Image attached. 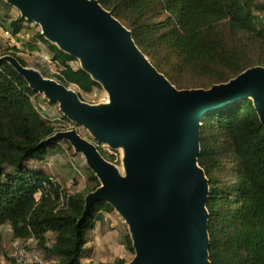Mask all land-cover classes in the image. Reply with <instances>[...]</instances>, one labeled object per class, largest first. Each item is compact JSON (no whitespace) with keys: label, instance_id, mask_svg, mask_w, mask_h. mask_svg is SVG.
Returning <instances> with one entry per match:
<instances>
[{"label":"trees","instance_id":"obj_1","mask_svg":"<svg viewBox=\"0 0 264 264\" xmlns=\"http://www.w3.org/2000/svg\"><path fill=\"white\" fill-rule=\"evenodd\" d=\"M97 1L131 33L140 52L177 90L208 89L249 68H264V18L259 17L264 3ZM0 7L7 13L10 10L2 1ZM7 13L12 35L26 33L30 23ZM31 41L46 48L49 63L57 66L54 81L80 94L101 88L82 68H73L75 59L45 39L41 31ZM7 56L27 68L15 48L0 51V226L9 224L12 235L22 241L33 239L30 243L39 247L47 264H90L83 259H89L87 246L96 218L114 209L97 202L84 215L86 195L101 185L87 167V182L92 186L74 194L46 172L49 155L72 147L55 138L60 129L42 117L33 103L38 94L5 60ZM199 134L197 165L209 188L208 261L264 264V127L251 99L205 115ZM123 244L135 255L129 235ZM113 264L127 263L117 259Z\"/></svg>","mask_w":264,"mask_h":264},{"label":"water","instance_id":"obj_2","mask_svg":"<svg viewBox=\"0 0 264 264\" xmlns=\"http://www.w3.org/2000/svg\"><path fill=\"white\" fill-rule=\"evenodd\" d=\"M49 42L73 59L108 95L91 106L54 80L5 57L36 93L58 103L65 118L95 142L123 148L125 176L75 132H60L86 158L100 187L85 197L84 215L105 202L129 226L135 255L129 264H210L208 181L197 165L202 118L251 99L264 127V68L252 67L208 89L177 90L154 69L131 33L97 0H5Z\"/></svg>","mask_w":264,"mask_h":264},{"label":"rangeland","instance_id":"obj_3","mask_svg":"<svg viewBox=\"0 0 264 264\" xmlns=\"http://www.w3.org/2000/svg\"><path fill=\"white\" fill-rule=\"evenodd\" d=\"M1 1L6 3L5 0H0V2ZM256 1L264 3V0ZM9 7L10 10L8 13L0 7V29L10 30L7 25L8 22H6L7 18L5 13L12 16L20 15L16 7L11 5H9ZM259 15V17L264 18V13ZM38 31H41L38 24L34 22L28 24L26 30L27 37L23 38L20 41L21 44L18 46H14L15 41L13 42L11 39L4 38L0 31V51L7 48H15L17 57L25 62L27 69L37 72L45 79L55 80L54 76L57 74L58 68L55 64L47 63L43 59V56L47 52L46 48L40 43L34 44L31 41ZM71 65L73 68H81L82 66L79 59H75V62ZM69 89L78 95L82 103L87 105L99 106L107 104L109 101L107 92L102 87L94 89L90 94H80L74 87H70ZM33 103L46 121L59 128L61 132H75L82 140L92 144L98 151V154L107 163L112 165L120 176H125L123 148L113 149L116 153H121L122 157L118 163H111L110 160L98 150V147L103 145L97 144L87 129L76 125L67 118L66 120L64 119L63 114L59 110L58 103H50L42 94L34 96ZM86 167L85 156L81 153H76L73 147L67 148L66 146L62 151L60 150L55 152V154L49 155L44 165L46 172L55 177L69 194L82 193L84 189L92 186L87 182V174L85 173ZM126 235H131L129 226L117 211L100 213L96 218L95 228L90 233L91 241L87 246L90 251L89 259L84 258L83 262L90 264H113L117 259H123L129 264L134 255L129 254L125 249L123 242ZM0 237L2 244V253L0 254L1 264H21L12 259L13 253L19 249H23L28 256L34 253L37 254L40 259L47 264V261L44 260V254L39 247L37 245L35 246L34 243H27V241L15 238L11 233L9 224L5 223L0 226ZM48 237L51 238L50 235H48Z\"/></svg>","mask_w":264,"mask_h":264},{"label":"built area","instance_id":"obj_4","mask_svg":"<svg viewBox=\"0 0 264 264\" xmlns=\"http://www.w3.org/2000/svg\"><path fill=\"white\" fill-rule=\"evenodd\" d=\"M0 31L2 32V35L4 38L11 39V40H13V42L15 41L14 46H18L19 44H21L20 41L23 38L27 37L26 33L22 34L21 36L15 37L12 35V32L10 30L0 29ZM43 59L47 63L50 62L47 54H45L43 56ZM98 148H99L98 150L101 152V154L104 155L105 157H107L111 163H114V164L118 163L120 158L122 157L121 153H119V154L116 153L108 145L99 146ZM97 153H98V151H97ZM32 241H33V239H29V240H27V243H30ZM12 259L18 263H21V264H43V260L40 259V257L37 254L34 253V254H31L30 256H28L23 249H19V250L15 251L12 255Z\"/></svg>","mask_w":264,"mask_h":264}]
</instances>
